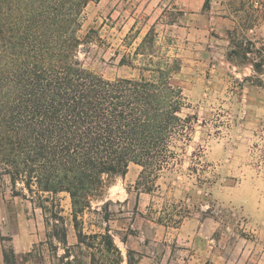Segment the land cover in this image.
I'll return each mask as SVG.
<instances>
[{
	"label": "rangeland",
	"instance_id": "374dc122",
	"mask_svg": "<svg viewBox=\"0 0 264 264\" xmlns=\"http://www.w3.org/2000/svg\"><path fill=\"white\" fill-rule=\"evenodd\" d=\"M204 2L91 0L83 11L80 34L90 38L79 57L86 65L109 78L138 76L142 56L132 54L151 31L153 60L178 63L172 80L187 105L181 116L194 117L157 176L146 173L137 188L142 167L130 163L106 192L108 208L93 203L81 217L84 234L109 225L121 264H264V229L247 226L264 222V55L251 40L264 20V0ZM215 31L221 36L209 42ZM227 39L233 48L225 53ZM234 50L239 54H228ZM59 197L61 208L46 212L64 217L54 224L0 176V264H115L98 238L78 241L69 198ZM229 220V239L224 230L210 239L212 222L225 229ZM63 229L64 243L56 236Z\"/></svg>",
	"mask_w": 264,
	"mask_h": 264
},
{
	"label": "trees",
	"instance_id": "16d2710c",
	"mask_svg": "<svg viewBox=\"0 0 264 264\" xmlns=\"http://www.w3.org/2000/svg\"><path fill=\"white\" fill-rule=\"evenodd\" d=\"M89 1L0 0V176L54 224L64 217L46 212L68 196L78 241L98 238L102 252L121 264L109 225L84 234L81 217L93 203L108 208L106 192L130 163L142 167L137 188L146 173L157 176L174 155L172 141L188 138L194 117L181 116L187 105L172 80L179 65L153 60L151 31L132 54L142 56L138 76L109 78L86 65L79 53L90 38L80 34ZM251 65L261 70V63ZM56 236L64 243L66 230Z\"/></svg>",
	"mask_w": 264,
	"mask_h": 264
},
{
	"label": "crops",
	"instance_id": "0c3cea01",
	"mask_svg": "<svg viewBox=\"0 0 264 264\" xmlns=\"http://www.w3.org/2000/svg\"><path fill=\"white\" fill-rule=\"evenodd\" d=\"M209 34L210 35L206 36V39H208L209 42L212 40L216 41L217 37L221 36V34L218 33V31H215L214 33H209ZM254 35H255V37L251 38V40L252 41L255 40L254 41L255 48H257L259 50L260 54L264 55V46H263L264 45V20H262V23L258 25V28L256 29V32ZM207 46L211 47V45H207ZM261 46H263V47H261ZM232 48L233 47L230 44V39H227L226 46L224 48L225 53H227ZM238 185H242V184H238ZM233 189H236V188H233ZM243 203H245V202H243ZM227 221H226V223L223 224L225 229L220 227L222 224H220V226L218 227V225H219L218 223H216L215 221L212 222V227L210 229V236H209L210 239L217 240L218 237H221V235H222L221 231H223V230H224L225 238L229 239L230 234L233 232L234 228H233V224H232L231 220H229L231 223L230 225L227 223ZM250 222H251L250 225L252 227H250L249 224H247V226L251 229V231L253 230L254 232L258 233L259 230L264 229V222L263 221H259V220L255 219V220H251ZM200 226H202V224H200Z\"/></svg>",
	"mask_w": 264,
	"mask_h": 264
}]
</instances>
